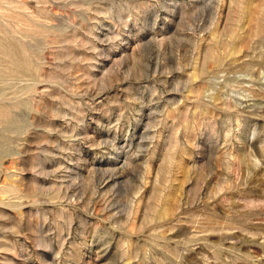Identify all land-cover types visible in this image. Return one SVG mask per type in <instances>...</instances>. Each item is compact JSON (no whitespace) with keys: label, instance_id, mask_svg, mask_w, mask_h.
<instances>
[{"label":"rangeland","instance_id":"obj_1","mask_svg":"<svg viewBox=\"0 0 264 264\" xmlns=\"http://www.w3.org/2000/svg\"><path fill=\"white\" fill-rule=\"evenodd\" d=\"M0 264H264V0H0Z\"/></svg>","mask_w":264,"mask_h":264}]
</instances>
